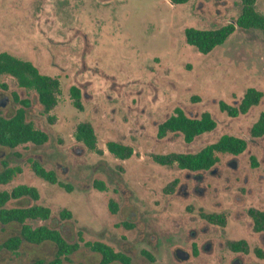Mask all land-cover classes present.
<instances>
[{
	"label": "rangeland",
	"instance_id": "374dc122",
	"mask_svg": "<svg viewBox=\"0 0 264 264\" xmlns=\"http://www.w3.org/2000/svg\"><path fill=\"white\" fill-rule=\"evenodd\" d=\"M254 7L264 14V0ZM239 12L238 0L179 5L169 0H0V52L30 61L58 79L60 89L45 111L33 90L0 75V116L8 118L20 107L14 95L27 100L26 120L48 137L41 145L0 146V171L4 163L21 169L0 190L23 184L39 194L36 201L21 197L5 207H47L46 220L27 223L57 229L68 242H78L80 232L84 242H103L129 255L132 264H264V231L253 230L249 215L264 211V136L249 134L264 111V35L236 28L208 54L188 45L183 35L186 28L233 23ZM71 86L80 90L79 109L72 105ZM249 87L263 94L257 106L236 118L219 110L220 101L236 106ZM176 107L191 118L209 112L215 129L191 143L177 133L159 138L158 125ZM82 123L93 130L94 149L75 139ZM223 134L243 138L246 149L237 156L217 153L219 161L208 171L154 160L195 153ZM110 141L128 146L130 156H114L106 147ZM33 161L54 171L71 190L36 177ZM94 180L105 189L94 188ZM109 200L117 204L115 213ZM62 211L70 217L63 218ZM201 214H220L224 224ZM19 227L0 223V242L18 234ZM238 241L245 242L244 251L229 247ZM79 246L62 264L99 263V254L82 242ZM178 248L189 254L187 260L175 256ZM54 253L52 242H22L15 252L0 250V264L37 259L48 264Z\"/></svg>",
	"mask_w": 264,
	"mask_h": 264
},
{
	"label": "trees",
	"instance_id": "16d2710c",
	"mask_svg": "<svg viewBox=\"0 0 264 264\" xmlns=\"http://www.w3.org/2000/svg\"><path fill=\"white\" fill-rule=\"evenodd\" d=\"M189 0H169L171 4L179 5ZM256 0H238L240 12L236 20L214 29L186 28L183 31L185 42L192 46L196 51L202 54H208L216 47L222 45L236 28L247 30L257 29L264 35V14L255 10ZM9 75L16 80L20 88L33 90L39 103L45 111H48L57 100L59 94V81L49 75L39 72L36 66L30 61L20 59L8 52H0V75ZM72 98V105L75 108H81L80 90L76 86L69 88ZM263 94L261 91L249 87L243 93L239 103L236 106L229 105L223 101L218 103V108L230 118H236L246 114L250 108L257 106ZM14 100L19 101L14 114L8 118L0 116V146L13 149L18 145L32 143L41 145L48 139L47 134L35 129L33 124L26 120L25 109L29 107L27 100H18L14 95ZM216 127V121L207 111L202 112L198 117H188L184 111L176 107L171 115L163 120L157 127V136L165 137L168 133H177L182 136L185 143H191L198 136L213 131ZM249 134L253 138L264 136V111L258 114L256 121L251 125ZM75 139L82 142L87 148L94 149L95 135L92 128L87 124H79L76 128ZM246 141L243 138L223 134L214 142L202 147L195 153H169L163 156H154V160L161 165H171L176 163L182 170L191 172L208 171L218 161L217 153H228L234 156L241 154L246 149ZM110 153L114 156L125 159L130 156L131 149L118 142L110 141L106 144ZM254 165V164H253ZM33 174L49 184H58L66 191H70V186L58 181L57 175L52 170H46L41 164L33 161L30 165ZM21 173L18 166H8L3 164L0 171V184H7L13 177ZM92 186L98 190H104L102 182L94 180ZM29 197L36 201L39 199L38 191L35 187L27 185H17L11 191L0 190V223L19 224L18 234L8 237L0 242V250L10 252L17 251L22 242L38 245L45 241L52 242L55 246L53 259L48 264H62L68 256L73 255L79 249V243L90 251L99 254L98 264H132L129 255L114 251L109 245L100 241H83L81 233L78 232V242H68L59 232V230L47 226L31 227L27 221L32 219L46 220L50 216V209L41 205L33 204L28 207L6 208V204L11 199ZM108 209L115 213L117 204L109 200ZM63 218H69L70 214L66 211L60 212ZM202 218L214 224H224L223 216L220 214H201ZM252 220V228L255 232L264 231V211H249ZM123 225L128 226L124 222ZM130 226V225H129ZM245 242H229V247L235 251H244ZM257 253L259 254L258 250ZM141 255L149 262H154V258L147 251L142 250ZM26 264H44L40 259Z\"/></svg>",
	"mask_w": 264,
	"mask_h": 264
},
{
	"label": "water",
	"instance_id": "95a60500",
	"mask_svg": "<svg viewBox=\"0 0 264 264\" xmlns=\"http://www.w3.org/2000/svg\"><path fill=\"white\" fill-rule=\"evenodd\" d=\"M175 256H176L179 260L184 261V260H187V259H188L189 254H188L186 251H184V250L178 248V249L175 250ZM233 264H236V262H234Z\"/></svg>",
	"mask_w": 264,
	"mask_h": 264
}]
</instances>
